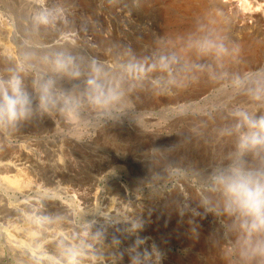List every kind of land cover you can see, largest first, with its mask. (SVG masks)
Instances as JSON below:
<instances>
[{"label": "rangeland", "instance_id": "1", "mask_svg": "<svg viewBox=\"0 0 264 264\" xmlns=\"http://www.w3.org/2000/svg\"><path fill=\"white\" fill-rule=\"evenodd\" d=\"M33 1L0 0V19L10 29V37L5 42L12 56L16 46L26 38L28 20L35 9ZM143 2L146 1L50 0V6L59 4L64 7V21L55 29L41 33L39 39L45 44L70 47L84 56L96 57L108 63L119 59L129 50L136 56L151 57L157 42L166 37L164 5L157 8L143 6ZM259 6L263 7V2ZM219 21L225 34L235 43L239 35L230 33L226 28V18L220 17ZM68 34L80 37L61 43L60 40ZM11 57L0 56V70ZM262 67L263 58L247 70H240L236 66L232 70L246 72ZM203 80L206 82L203 88H197L195 84L179 92L161 95L146 85L143 90L132 94L133 109L127 116L118 123L106 124L92 138L82 141L64 135L60 129L63 126L48 117L26 123L18 131H23L25 139L17 146L23 145L22 149L30 151V155L33 154L42 165L55 160L67 172L68 165H72V170L66 180L57 181L52 186L44 185L45 189L42 188L38 194L32 192L34 180V185L43 183L33 177V172L39 171L38 167L23 169L22 175L14 179L16 185L11 184L16 187L24 185L28 190L25 197L19 200L57 197L72 204L76 211L77 206L71 202V195L61 190L64 185L86 187L93 177H98L95 190L106 192L107 189H114L112 184L118 182L127 186L130 197L138 198V210H145L150 215L151 226H155L150 242H155L165 253L162 264H225L221 251L232 237L226 229L224 218L205 212L200 206L197 178L214 166L231 147L227 143H218L216 139V130L227 122V113L221 105L242 102L244 98L228 101L227 97L215 93L217 85L206 78ZM181 109L183 114H175ZM0 158L7 160L8 156L2 154ZM178 188L184 196L181 195L187 198L188 211H199L201 216L186 218L181 200H174L180 193ZM19 200H10V204L14 206ZM94 211L77 215L75 223L91 221ZM20 228L29 237L39 235L28 226ZM46 228L50 229L48 226ZM193 228L195 233L192 232ZM103 246L109 249L105 244ZM21 257L9 252L0 237V264H32ZM120 259L119 264L129 262Z\"/></svg>", "mask_w": 264, "mask_h": 264}, {"label": "clouds", "instance_id": "2", "mask_svg": "<svg viewBox=\"0 0 264 264\" xmlns=\"http://www.w3.org/2000/svg\"><path fill=\"white\" fill-rule=\"evenodd\" d=\"M64 17L59 4L32 11L26 38L0 70V134L12 138L26 123L48 117L63 126L67 137L86 140L127 116L133 109L132 94L146 85L158 95L172 94L206 78L217 85V95L244 100L221 105L227 122L216 130V139L231 147L198 176L199 204L226 221L232 238L221 251L225 264H264V67L232 70L240 62V48L212 11L186 33L159 40L151 57L138 58L129 50L111 63L39 39ZM37 222L47 221L37 218ZM82 227V238L60 241L59 255L48 257L51 264H82L92 248L86 242L91 225ZM143 228V222L135 220L127 229L132 237L126 249L129 264H162L165 253L140 235ZM99 238V233L91 237Z\"/></svg>", "mask_w": 264, "mask_h": 264}, {"label": "bare ground", "instance_id": "3", "mask_svg": "<svg viewBox=\"0 0 264 264\" xmlns=\"http://www.w3.org/2000/svg\"><path fill=\"white\" fill-rule=\"evenodd\" d=\"M145 1L146 4L143 2V6L149 5L151 7H159L161 4L164 5L163 21L166 37L182 35L191 30L196 21L207 12V7H209L212 12L218 14V19L220 17L227 19L225 26L230 30V33L239 35L235 44L239 46L241 55L240 62L235 65L236 67L244 71L251 65L257 63L260 59H264V6L260 7L262 3L259 6L260 2H263L264 5V0ZM49 2L50 0H34L33 6L35 8L40 5L50 6ZM9 30L10 29H8L0 19V56L2 57L12 56V52L5 42L6 39L10 37ZM79 37L80 35L77 37V35L68 34L64 35V37L59 40L61 43L71 42ZM137 57L145 58L143 56ZM251 68L253 69V67ZM205 84V80L201 79L200 82L196 84V87L203 88ZM13 139L15 143L12 142ZM23 139H25L23 131L17 132L12 138H6L0 134V155L3 154L8 156L7 160L0 158V223L2 224L0 228V237L3 239L5 248L9 252L24 257L32 264H51L48 257H57L59 255L58 246L60 241L65 237L72 238L75 236L77 240L82 238L84 232L82 225L85 223L91 225L89 237L86 242L92 244V248L86 251L82 264H119L120 258H123L124 261L126 259L129 260L126 249L131 245L132 237L129 236L127 229L135 220H140L144 224L143 231L140 235L147 236L151 240L155 231V226H151L152 224L149 220L150 215L145 210H138V198L130 197L127 186L125 187L118 182L112 184L114 185V189H107L106 192H100L98 189L99 192L95 190V188H97L95 185L99 181L98 177H93L91 183L85 185L86 187H64L66 186L64 185L61 190L65 194L71 195V202L75 203L77 206L76 211L78 212L74 211L72 204L70 205L61 201L57 197L50 196L51 198H46L45 195V198H42V200H19L25 197L28 190L26 191L25 187H23L24 185L20 186L19 183V186H13L16 185L14 179L21 176V173L26 169L38 167L37 170L39 171L36 173L34 171L33 177H36L35 179L37 181H43V183L39 182L34 185V180L32 188V192H38V194L39 191L44 188V185L52 186V184L57 181H63L72 170V165H68L69 172H67L64 168L58 166V164L54 162L55 160L52 161V163L50 161V164L45 163V165H42V162H38V159L36 160L33 154L30 155V151L28 152L27 150L26 152L25 149H22L23 145L20 147L18 144L17 146V143L21 142ZM26 178L28 179L27 175ZM163 189H160L161 192ZM181 194L182 192H180L178 196L175 197L174 195L173 197H175L174 200L177 202L181 200V207L185 212L186 218L196 219L199 215L201 216L198 210V212L193 210L197 213L195 215L194 212L188 211L189 206L187 207L186 197H183L184 195L182 194V196ZM182 197L183 199H181ZM10 200L19 201H17V203L15 201L14 203L16 204L12 206ZM94 209H96V211H94ZM90 210L95 213H92L93 216L90 214L92 216L91 221L88 220V222H81L80 224L75 223L77 215L86 214ZM137 210L138 212H136ZM44 217H46V223L37 222V218ZM22 226L35 229L39 235L34 236L35 234H32L33 237H29L28 233L22 231L20 228ZM47 226L49 228L53 227L48 230V228H46ZM97 233L100 234V238L97 241H93L91 237L95 236ZM114 240H119L120 244L115 245L113 243ZM28 241L29 243H26ZM30 243L34 245V248H31ZM104 244L108 246L109 249H104ZM209 251L211 250L209 249Z\"/></svg>", "mask_w": 264, "mask_h": 264}]
</instances>
